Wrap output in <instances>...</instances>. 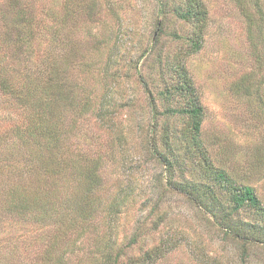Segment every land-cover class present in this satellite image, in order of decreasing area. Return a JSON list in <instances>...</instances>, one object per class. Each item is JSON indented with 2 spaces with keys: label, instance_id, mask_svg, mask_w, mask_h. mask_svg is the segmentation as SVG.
Returning a JSON list of instances; mask_svg holds the SVG:
<instances>
[{
  "label": "rangeland",
  "instance_id": "1",
  "mask_svg": "<svg viewBox=\"0 0 264 264\" xmlns=\"http://www.w3.org/2000/svg\"><path fill=\"white\" fill-rule=\"evenodd\" d=\"M202 1L208 12L202 48L189 55L197 25L175 14L185 10L186 0H0V86L9 79L24 96L18 100L0 88V264H48L46 230L12 208L14 189L28 183L17 176L26 149L18 148L15 133L28 122L24 100L31 65L22 46L28 45L30 16L48 28L41 33L42 54L66 70L62 79L69 77L80 98L94 97L112 115L105 125L97 114L80 117L70 151L103 157L105 206L120 193L132 194L114 226L117 244L128 245L139 222L141 241L128 254L157 249L165 256L157 264H242V244L246 264H264V248L236 237L238 222L254 227L245 233L249 238L264 233V218L243 208L224 219L232 210L229 193L211 176L224 170L236 184L253 187L264 205V37L260 41L255 28L250 37L237 0ZM250 13L255 16L253 9ZM181 65L204 110L202 154L192 148L189 118L167 113L187 107V99L173 92ZM45 74L47 79L51 72ZM168 91L170 101L163 95ZM74 118L68 113L66 125ZM166 126L175 135L173 150L160 149L176 158V188H167L166 180L159 186L162 169L148 151ZM165 215L158 231L147 235L152 222ZM51 256L57 264L60 250Z\"/></svg>",
  "mask_w": 264,
  "mask_h": 264
},
{
  "label": "trees",
  "instance_id": "2",
  "mask_svg": "<svg viewBox=\"0 0 264 264\" xmlns=\"http://www.w3.org/2000/svg\"><path fill=\"white\" fill-rule=\"evenodd\" d=\"M237 3L241 13L248 21L250 37L253 38V28H255L260 41H263L264 0H237ZM251 9L255 11V16L250 13ZM175 14L181 20L194 22L197 25L198 33L196 31L194 40L191 39V48L188 54L199 52L202 48L203 28L208 20V12L203 1L186 0L185 10H177ZM22 16L23 12L19 11L20 20L23 19ZM28 21L30 37L28 45L22 46L27 51L28 65H31V68L28 67L27 95L24 100L28 108V122L25 128L18 129L15 133L18 148L21 149L25 146L26 149L25 163L21 166V162L17 161V176L19 180L27 179L28 183L25 188L18 185L17 189H14L13 212L20 217L28 213L34 224H38L46 230L45 234L47 233L46 235L49 237L48 264H55L51 251L57 249L60 250L57 264H157L160 259L165 257L157 249H152V251H147L146 254L139 256L128 254V251H133L141 241L139 222L134 226V233L128 245L117 244L116 240L112 238L117 218L123 213L132 194L126 195L120 191L119 193L124 196L121 197L119 194L117 197L119 200L116 198V202L112 201L108 206H105L106 204L102 200L103 157H91L81 152V154L75 155L70 151L74 146L73 132L77 129L80 117L89 114L96 116L97 114L102 125H105L110 123L112 115L106 108H103L104 105L97 107L98 104L94 103V97L85 95L80 98L79 91H77L80 88L70 82L69 77L62 79L66 76V70H63L57 63L54 64V61L48 62L47 57L42 54L43 48L40 45V40L42 41L43 34L41 35V33L47 27L36 23L35 18L31 16ZM52 32L55 33V36L58 33V28L57 30L53 29ZM158 41L156 40L153 49L157 47ZM257 58L262 69L263 60L259 55ZM45 70L51 72L47 79ZM177 73L180 85L173 92L187 99V107L169 108L167 113L173 118L176 116L189 118L192 148L202 154L203 145L199 137L204 110L196 97L193 81L186 67L179 66ZM8 80L4 79L1 83L0 88L3 93H10L18 100L24 98L23 92H17V90H22V87H20L21 89L13 88L9 86ZM141 83L145 88H148L145 82L141 81ZM163 95L168 101L173 99L171 91ZM261 101L264 104L263 98ZM156 109L155 107L154 113ZM68 113H73L76 118L66 125L65 118ZM156 129L158 131V127ZM174 138V133L166 126L163 128L160 142L158 143L154 136V145H150V150H148L153 154L151 157L155 163L162 169L157 183L160 186L166 180L167 188H176L174 171L177 162L176 158L163 154L160 147H165L171 154ZM206 163L205 159V167L209 169L210 165H206ZM211 176L219 186L229 193L232 210L231 213H225L224 219L229 215L231 217L243 208L253 210L264 218V205L253 187L236 184L224 170H213ZM181 190L184 189L181 188ZM196 193H198L196 189L191 192L194 197H201ZM192 195L191 197H193ZM216 204L221 207L220 202ZM166 219L167 215L153 221L146 234L151 235L158 231ZM236 224H239L238 232H236L237 239L242 242L253 241L252 244L264 248V233L249 238L245 233L252 226L246 222ZM240 259L242 264H246L249 259L248 249L244 244L241 245Z\"/></svg>",
  "mask_w": 264,
  "mask_h": 264
}]
</instances>
